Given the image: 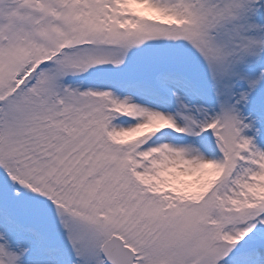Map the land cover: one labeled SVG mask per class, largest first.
Returning <instances> with one entry per match:
<instances>
[{
  "label": "snow or ice",
  "instance_id": "6c2138e0",
  "mask_svg": "<svg viewBox=\"0 0 264 264\" xmlns=\"http://www.w3.org/2000/svg\"><path fill=\"white\" fill-rule=\"evenodd\" d=\"M0 264H264V0H0Z\"/></svg>",
  "mask_w": 264,
  "mask_h": 264
}]
</instances>
